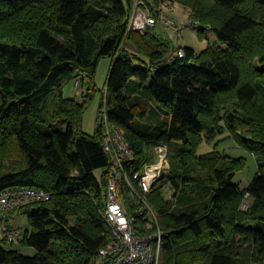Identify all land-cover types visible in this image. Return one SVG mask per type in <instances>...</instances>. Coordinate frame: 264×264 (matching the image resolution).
<instances>
[{"label": "trees", "instance_id": "1", "mask_svg": "<svg viewBox=\"0 0 264 264\" xmlns=\"http://www.w3.org/2000/svg\"><path fill=\"white\" fill-rule=\"evenodd\" d=\"M146 1L189 8L200 36L212 31L218 42L175 49L152 28L131 30L134 0H0V192L51 195L13 211L28 216L19 243L36 254L0 237V264H96L109 242L112 156L101 125L93 135L82 128L104 57L113 62L100 113L106 106L134 153L127 169L169 147L170 170L149 193L164 231L161 264H264V0ZM72 80L83 101L64 96ZM225 133L257 160L246 188L234 177L247 158L217 149ZM204 143L215 147L200 154Z\"/></svg>", "mask_w": 264, "mask_h": 264}, {"label": "built area", "instance_id": "2", "mask_svg": "<svg viewBox=\"0 0 264 264\" xmlns=\"http://www.w3.org/2000/svg\"><path fill=\"white\" fill-rule=\"evenodd\" d=\"M152 7L146 0H134L129 29L146 33L157 24L163 23L166 29L173 30L179 38L187 27L199 26L198 22L193 21L181 23L175 17L160 18L155 6ZM178 54L184 57L185 49L179 48ZM98 120L105 132V150L112 156L105 211L111 238L100 249L95 262L160 264L164 231L159 223L158 212L149 201V193L170 168L169 147L166 144L155 145L154 161L146 164L141 171L132 173L127 169V162L133 159L134 153L122 132L112 128L107 118L106 106L103 107ZM125 194L130 197V206L126 203ZM50 197L47 191L34 187H15L1 191L0 237L7 239L9 243H19L24 237V230L8 224L10 213L20 205ZM247 206L248 201L245 202L244 208Z\"/></svg>", "mask_w": 264, "mask_h": 264}, {"label": "rangeland", "instance_id": "3", "mask_svg": "<svg viewBox=\"0 0 264 264\" xmlns=\"http://www.w3.org/2000/svg\"><path fill=\"white\" fill-rule=\"evenodd\" d=\"M153 5L157 9L158 15L160 18H171L175 17L181 23L191 22L192 19L189 17V8L180 5L178 2H165V3H156L152 1ZM194 22V21H193ZM153 30L158 31L164 38L171 40L173 47H193L197 52H201L206 49L208 46L213 45L218 42L217 35L210 31L207 36L201 37L199 31L193 26L187 27L182 35L178 38L173 33V30L166 29L163 23H159L156 26L152 27ZM175 51L172 52L169 57H173ZM113 59L111 57H104L100 59L98 64L96 76H95V85L96 89L94 96L91 98L82 120L83 131L87 134H95L99 126V115L102 108V105L105 101L106 96V85L109 77V72L111 70ZM84 91H88V85L84 87ZM64 96L69 98H74L79 101L84 100L83 86L78 85V81L72 80L68 81L64 85ZM218 139H221V142L217 145V149L221 152H224L233 157L245 156L247 158V165L245 169L239 171L235 177L234 182L241 185L242 188L248 187L253 179L256 176L258 171V163L254 155L249 151L242 148L231 136L229 133L220 135ZM215 147L213 144L204 143L200 149L199 153H205L210 150H213ZM170 168L168 169V171ZM168 173V172H167ZM96 176L101 177V170L96 171ZM171 190L168 187H165V194L167 196L171 195ZM23 221L29 225V219L27 215H23ZM9 222V220H8ZM8 247H14L22 250L26 255L33 256L36 254V249L33 247L22 246L19 243H14V245L8 244ZM162 261V260H161ZM161 264V263H160ZM253 264H258L257 262Z\"/></svg>", "mask_w": 264, "mask_h": 264}, {"label": "crops", "instance_id": "4", "mask_svg": "<svg viewBox=\"0 0 264 264\" xmlns=\"http://www.w3.org/2000/svg\"><path fill=\"white\" fill-rule=\"evenodd\" d=\"M8 224L13 227V228H18V229H22L24 231L26 230H30L31 226L30 224L28 225L25 221L24 223V219H23V215L17 213V212H11L10 215L8 216ZM20 244V243H19ZM21 245V244H20Z\"/></svg>", "mask_w": 264, "mask_h": 264}]
</instances>
